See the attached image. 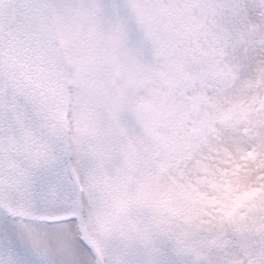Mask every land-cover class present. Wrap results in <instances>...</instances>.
Returning <instances> with one entry per match:
<instances>
[{"label": "snow or ice", "instance_id": "obj_1", "mask_svg": "<svg viewBox=\"0 0 264 264\" xmlns=\"http://www.w3.org/2000/svg\"><path fill=\"white\" fill-rule=\"evenodd\" d=\"M0 264H264V0H0Z\"/></svg>", "mask_w": 264, "mask_h": 264}]
</instances>
